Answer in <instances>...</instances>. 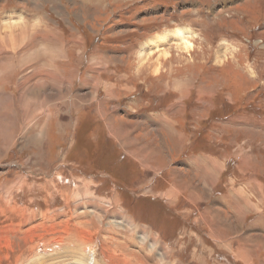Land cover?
I'll return each mask as SVG.
<instances>
[{"label": "rangeland", "instance_id": "rangeland-1", "mask_svg": "<svg viewBox=\"0 0 264 264\" xmlns=\"http://www.w3.org/2000/svg\"><path fill=\"white\" fill-rule=\"evenodd\" d=\"M12 20L0 264H264V0H0ZM178 27L194 50L146 52ZM127 129L167 159L120 167Z\"/></svg>", "mask_w": 264, "mask_h": 264}, {"label": "bare ground", "instance_id": "bare-ground-1", "mask_svg": "<svg viewBox=\"0 0 264 264\" xmlns=\"http://www.w3.org/2000/svg\"><path fill=\"white\" fill-rule=\"evenodd\" d=\"M13 18V17H12ZM15 19V18H14ZM5 21H6V19H5ZM8 21H9V18H8ZM14 21H16V22H13V20H12V22L11 23H13V24H10V23H1L0 24V31L1 30H4L6 33H7V31H12L10 34L11 35H13V33H14V31L15 30H12V27H17L18 25H17V20H14ZM21 21V20H20ZM22 23V22H21ZM20 24V23H19ZM26 24V23H25ZM15 25H17V26H15ZM27 25V24H26ZM30 25V24H29ZM32 26V25H31ZM30 26V27H31ZM22 27V26H21ZM23 29V28H22ZM32 29V28H31ZM25 30H26V28H25ZM24 30V31H25ZM34 30V29H33ZM18 31V30H17ZM24 31H23V33H24ZM28 31H29V29H28ZM32 31V30H31ZM3 32V31H2ZM22 32V31H21ZM33 32V31H32ZM30 33V32H29ZM8 35V34H7ZM20 35H23V34H21L20 33ZM5 36V35H4ZM10 36V35H9ZM15 36V35H14ZM5 37H7V36H5ZM4 37V38H5ZM193 37V34H192V32H191V30H189L188 28H182V27H178V28H176V29H174V30H172V31H169V30H165V31H163L162 33H158L157 35H154V37L151 39V40H149L147 43H145V45H144V49L146 50V52L147 51H151V50H153V49H155V50H157V51H159L160 53H159V55L158 56H160V55H162V56H168L169 55V50L168 51H166L164 48H162L163 47V45H164V43L165 42H168L169 40H172V41H174L177 45H178V48H179V51H183V52H185V53H189L190 51H192V49H193V47H194V44H193V42H192V40H191V38ZM2 38V37H1ZM0 38V39H1ZM15 38V37H14ZM19 38V37H18ZM17 38V39H18ZM25 38V37H24ZM3 39V38H2ZM1 39V40H2ZM4 41L6 40V39H3ZM8 40H10V42L9 43H11L10 44V46H13V45H16V41L13 39H8ZM3 41V42H4ZM2 43V42H1ZM9 43H8V45H9ZM222 45V47L220 48V50H218V52H221V54L224 52V50H226L228 47H226L225 46V43H222L221 44ZM157 48V49H156ZM194 50V49H193ZM143 51V50H142ZM218 52H216V53H218ZM158 53V52H157ZM142 54H143V52H142ZM149 55V54H148ZM157 56V55H156ZM162 56H161V58H162ZM148 57V56H147ZM168 58H169V56H168ZM233 58V57H232ZM159 60H162V59H160V57L159 58H157V60L153 63V65H152V73H155V74H157V73H159V71H161L160 70V66H161V64H160V62H159ZM217 62V64L218 65H221L224 61L225 62H228L227 61V58H225V56H224V54H222V55H219V53L218 54H216V59H215ZM232 60H230L229 62H231ZM162 62V61H161ZM233 62V61H232ZM223 65V64H222ZM234 65V64H233ZM3 67H4V65L3 64H0V72H1V70L3 69ZM252 72L253 71H250V73L252 74ZM160 74V73H159ZM173 81H175V79L173 80ZM180 85H181V83H180ZM175 86V85H174ZM184 88H185V85L183 86ZM182 87V88H183ZM186 89V88H185ZM184 89V90H185ZM169 121V120H168ZM123 137V136H122ZM36 142V141H35ZM177 194V193H176ZM45 243V242H44Z\"/></svg>", "mask_w": 264, "mask_h": 264}, {"label": "crops", "instance_id": "crops-1", "mask_svg": "<svg viewBox=\"0 0 264 264\" xmlns=\"http://www.w3.org/2000/svg\"><path fill=\"white\" fill-rule=\"evenodd\" d=\"M160 119L163 120V117ZM145 121H147V119ZM166 125H167V122H166ZM166 128L170 129V131L172 133L175 132L173 126L168 125ZM127 132H128V129H127V131H125V135L122 133L123 137L121 136V133H119V132L117 134L112 135L113 138L120 139V140H118L119 145H120L121 149L123 150V153L125 154L127 159L130 158V160H132L133 162L137 161L142 166L148 165V164H144V162H152L153 163L154 161H157L160 159H164V158L167 159V157H166V155L168 154L167 148L165 149L166 150L165 151L164 148H161V145H160V149H163V150H160L158 148H155L153 146L152 142H150V143L144 142V139H142V138H137L136 140H131L130 136L125 137V136H127ZM160 151H162V152H160ZM170 190H173V188L169 187V189L164 190L162 193H165V192L167 193ZM174 192H178V191L175 190ZM172 195H174V194H172Z\"/></svg>", "mask_w": 264, "mask_h": 264}, {"label": "trees", "instance_id": "trees-1", "mask_svg": "<svg viewBox=\"0 0 264 264\" xmlns=\"http://www.w3.org/2000/svg\"><path fill=\"white\" fill-rule=\"evenodd\" d=\"M118 162H119V166H120L121 164H124L123 166H127L126 168H127V169L129 168V170H134V169H135V165H134V166H132V164L130 165V161H129V159H127L126 156L123 155V154H120V153H119V156H118ZM129 165H130V166H129ZM120 167H121V166H120Z\"/></svg>", "mask_w": 264, "mask_h": 264}]
</instances>
